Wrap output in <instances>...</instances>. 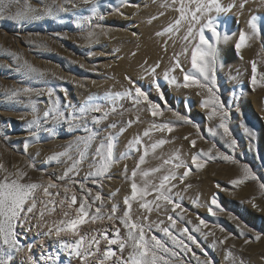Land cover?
Instances as JSON below:
<instances>
[{
  "label": "rangeland",
  "instance_id": "1",
  "mask_svg": "<svg viewBox=\"0 0 264 264\" xmlns=\"http://www.w3.org/2000/svg\"><path fill=\"white\" fill-rule=\"evenodd\" d=\"M28 2L38 10L39 19L18 23L9 19L7 14L0 15V165H3L0 169V179L6 174L5 170L13 173L20 169L28 173L26 178L28 182L45 183L52 180L58 184L64 183L59 181L58 177L63 175L66 164L50 161L48 158L54 153L63 151L68 142L82 134L80 131H68L67 125H57L51 134L41 132L36 139H31L27 121L32 119V113L27 106L26 98H21L25 101L23 103L11 102L3 96L6 89L23 86L40 89L52 86L62 104L67 102L64 100L66 93L68 100L73 105L79 106L89 95L104 96L108 91H123L129 87L124 77L130 76L150 94L151 100L161 104L163 108L164 102L159 100L152 86L153 77L145 73L146 69L159 64L156 77L166 96L167 106L173 111L189 116L198 125L199 135H203L205 139H199L197 128L182 121H175L172 112L165 111L161 119L172 120L174 132L164 137L168 142L155 153H150L142 167L147 169L159 166L162 159L177 152L183 160L190 163L191 154L195 151L189 143L192 139H196L197 149L207 150L211 142H215L222 151L233 156L235 163L219 158L207 160L205 167L200 170L193 169L184 183L175 182L177 183L175 191L181 192L183 196L181 203L186 209L181 214L184 216V221H180L179 226H186L191 230L199 223L197 219L199 216L209 226L203 231L215 232L216 238L230 235L227 243L221 246L213 245L214 237L211 235L205 237L198 232L192 233L215 264H228L224 259L226 248H231L236 264H264V194L257 181L248 180L240 185L231 184L233 179L242 175L243 164H248L258 180L264 182V87L259 84L253 86L250 83L252 61L257 62L258 72H264V0H248L245 8L241 9L237 6L230 12L221 14L218 19L220 31L227 32L231 36L229 41L219 46L216 84L221 101L230 109L229 127L238 141L235 152L225 145L220 136H212L208 131L209 127L218 124V120H209L208 110L201 106L202 100L207 97L206 89L177 87L169 84L164 78V73L168 72L182 85L184 72L195 71L191 68L190 50L180 56L184 72L179 69L169 71L173 66L174 54L183 53L186 42L183 40L185 32L183 35L155 34L176 16L171 9L161 7L165 0H96L94 11L92 7L83 4L82 0H76L77 7L68 4L66 7L69 10L55 18L44 13L45 5L51 3V0H28ZM241 2L243 0H223L225 6L231 3L239 5ZM21 6H13L12 11L15 12ZM161 11L165 12V15L150 23L151 17H159ZM253 16L257 18L259 34L252 39L253 42H249L253 48H250L251 56L248 54L250 56L248 62L249 60L251 62L241 63L237 60L238 52L246 54L247 46L237 50L234 46L235 41L240 31L249 30L248 21ZM89 21L92 25L99 24L101 27L89 29ZM89 30L95 31L94 42L91 45L84 39ZM210 35L206 32V36L210 37ZM12 54L20 57L21 61L15 60ZM248 55L242 58L246 59ZM23 60L45 73L48 84L42 81L24 80L5 67L9 64L15 66ZM78 83L84 86L80 87ZM61 88L65 91H60ZM33 99L38 101V111L42 115L48 98L33 96ZM99 102L104 103V101ZM121 103L123 107L118 108L117 113L111 114L109 120L101 126V135L105 134L103 129L108 123L117 122L126 126V122L129 119L134 120L137 115L140 116V122L133 123L118 137L117 155L126 151L127 142L133 136L142 134L153 120L146 111H135L130 102L125 100ZM105 106L111 107L110 104ZM245 128L251 129L255 138H250ZM159 138H162L161 134L154 132L151 140L144 139L146 143H152ZM137 159L138 155L134 153L131 158L114 165L110 172L111 179H105L103 187L99 189L106 200L111 193H116L107 207H110L111 202L118 203L121 214L123 197L130 193L129 183L123 175L124 165L127 164L130 174ZM29 164L33 167L29 168ZM86 172L87 165H84L80 176L82 177ZM178 172L182 174L183 169ZM185 185L191 187L185 189ZM217 185L224 190L220 191ZM89 186L93 188V192L97 190L95 186ZM213 193L224 209V211L217 210L216 216L209 215L207 207L193 204V200L199 197V205H204ZM254 203L258 207H253ZM133 213L134 217L147 214L150 215L151 221L158 222L163 219L167 223L168 213L157 211L151 214L144 213L135 203ZM230 214L236 219H231ZM105 220L108 221L106 218ZM109 222L112 226L113 222ZM237 224L243 228L244 235L240 234L241 228H238ZM117 226L120 225L117 223ZM120 227L123 234L124 229ZM221 227L224 232L220 231ZM155 234L164 238L159 232ZM255 234H260L261 239H252ZM245 239H249L250 243L245 244ZM192 247L203 259L200 250L195 245ZM113 249L119 254L116 246H113ZM128 251L125 250V256ZM79 263L76 258H72V264ZM64 264H68V258L65 259ZM192 264L196 262L193 260Z\"/></svg>",
  "mask_w": 264,
  "mask_h": 264
},
{
  "label": "snow or ice",
  "instance_id": "2",
  "mask_svg": "<svg viewBox=\"0 0 264 264\" xmlns=\"http://www.w3.org/2000/svg\"><path fill=\"white\" fill-rule=\"evenodd\" d=\"M82 3L92 7L94 11L96 0H82ZM247 3L248 0H243L239 5L231 3L225 6L223 0H165L161 7L171 9L176 16L161 31L155 33L157 36H164L184 30L183 40L186 42L184 52L174 54L173 66L169 71L179 69L184 72L180 56L187 54L189 50L191 68L195 71L184 72L182 85L168 72L164 73V78L169 84L177 87L206 89L207 97L202 100L201 106L208 110L209 120H218V124L209 127L208 131L212 136H220L232 152L236 151L238 141L229 127L230 109L221 101L216 84L219 46L229 41L231 36L227 32L220 31L218 19L221 14H226L237 6L241 9L245 8ZM68 4L72 7L78 6L76 0H51V3L45 5L44 13L55 18L69 10L66 7ZM13 6L21 7L13 12ZM5 14L18 23L40 18L38 10L28 0H0V15ZM164 15L165 12L161 11L159 17L152 16L149 22L156 21ZM256 20L255 16L251 17L248 21L249 30L240 31L234 45L237 50L247 46L259 34ZM100 27L99 24L92 25L90 21L88 22L89 29ZM206 32L211 34L210 37L206 36ZM94 37L95 31L89 30L84 39L91 45ZM12 55L15 60L21 61L20 57ZM5 67L24 80L42 81L48 84L45 73L26 60L16 63L15 66L9 64ZM157 68L159 64L146 69L145 73L153 77L152 86L159 100L164 102L163 108L161 104L151 100L150 94L130 76L124 77L129 87L123 91H108L104 96L89 95L79 106L73 105L66 93L64 100L67 102L62 104L52 86L40 89L23 86L5 90L3 96L11 102L23 103L25 101L21 98H26L27 106L32 113V119L27 121L31 139H36L41 132L51 134L57 125H67L68 131H80L82 134L68 142L63 151L54 153L48 158L50 161L66 164L63 175L58 177L59 181L64 182L62 184L52 180L46 183L28 182L26 171L17 169L13 173H8L5 170L6 174L0 179V264H17L16 258L21 254H23L21 264H64L63 257L68 258V264H72V258H76L80 264H89V261H92V264H192L193 260L196 264H215L192 233L198 232L205 237L211 235L214 237L213 245L221 246L227 243L230 235L216 238L215 232L203 231L209 226L199 216L197 217L199 223L191 230L186 226L180 227L179 222L184 221V216L181 214L186 209L181 203L183 199L181 192L175 191L177 188L175 182L184 183L190 172L193 169H203L207 160L219 158L233 163L236 161L233 156L222 151L215 142H211L210 147L203 150L197 149V141L192 139L189 143L195 151L191 154L190 163L183 160L177 152L162 159L159 166L147 169L142 167L150 153H155L168 142L164 137L174 132V122L161 119L165 111H171L175 121H182L197 128L198 135L200 132L198 125L189 116L173 111L167 106L166 96L157 82ZM232 78L236 79V77ZM250 83L253 86L259 84L264 87V72H258L256 61L251 62ZM78 86L84 85L78 83ZM60 91L65 90L61 88ZM33 96L48 98L42 115L38 111V101L33 99ZM125 100L130 102L135 111H146L153 120L142 134L133 136L127 142L126 151L117 155L118 137L133 123L140 122V116L137 115L134 120L129 119L126 126L117 122L108 123L103 129L105 132L103 136L101 126L109 120L111 114L117 113L118 108L123 107L121 102ZM106 104H110L111 107L106 108ZM244 130L250 138H255L251 129ZM154 132L160 133L162 138L146 143L144 138L151 140ZM199 139L205 137L199 135ZM134 153L138 155V159L130 174L127 164L123 169L130 193L123 197L121 214L118 203L111 202L110 207H107L116 193H111L106 200L99 189L103 187L105 179H111L110 172L113 166L131 158ZM84 165H87V172L81 177L80 172ZM28 167L31 168L33 165L29 164ZM2 168L3 165H0V169ZM241 168L242 175L233 179L231 184L240 185L248 180L257 181L264 194V182L258 180L251 167L243 164ZM180 169H183L182 174L178 172ZM89 185L95 186L97 190L93 192V188ZM189 187L191 185H185V189ZM217 188L220 191L224 190L220 185H217ZM53 189L56 191H52ZM134 203L138 204V209L144 213L151 214L153 211L168 213L167 223L163 219L158 222L151 221L150 215L147 214L134 217ZM193 204L207 207L211 216H216L217 210L224 211L215 193L204 205H199V197L193 200ZM253 207L258 205L254 203ZM57 209L60 210L61 216L59 219H52ZM105 218L113 222L111 234L107 229L82 231V226L89 223L96 224L97 221L103 222ZM230 218L236 219L231 214ZM117 223L124 229L123 234ZM237 227L241 228L240 234L244 235L241 225L237 224ZM34 230L36 236L52 241L51 248H46L41 241L44 250L39 259L32 255V244L25 242L27 235ZM220 231L225 230L221 227ZM156 232L161 233L164 238L157 236ZM252 239L260 240L261 235L255 234ZM244 243L248 244L250 240L245 239ZM192 245L200 250L203 259L194 251ZM113 246L119 249V254ZM126 249L129 250L127 256L124 255ZM224 259L228 264H236L231 248L225 249Z\"/></svg>",
  "mask_w": 264,
  "mask_h": 264
},
{
  "label": "bare ground",
  "instance_id": "3",
  "mask_svg": "<svg viewBox=\"0 0 264 264\" xmlns=\"http://www.w3.org/2000/svg\"><path fill=\"white\" fill-rule=\"evenodd\" d=\"M175 13V12H174ZM170 18H172V17H170ZM173 20V19H172ZM171 20V21H172ZM161 23V22H160ZM242 26V25H241ZM243 28V27H242ZM184 34V31L183 30H181L179 33H176V34H173V35H183ZM176 37V36H175ZM174 38V37H173ZM252 41V40H251ZM253 42V41H252ZM254 42H255V40H254ZM177 45V44H176ZM251 45V44H250ZM249 45V43L247 44V47H246V54H242V53H240V51L237 53L238 54V58H237V60H239V62H248V59L250 58V56H251V54H252V50H250V48L251 49H253L252 48V45L250 46ZM251 51V52H250ZM245 52V51H244ZM250 56H249V55ZM247 55H248V58H246V59H244L245 57H247ZM245 56V57H244ZM242 57H244V58H242ZM250 62H251V60H249ZM239 62H237V63H239ZM250 62H248V64L250 63ZM240 63V64H241ZM244 64H247V63H244ZM243 64V65H244ZM47 182V181H46ZM45 182V183H46ZM52 191H56L55 189H53ZM60 216H61V213H60V210L59 209H57V211L55 212V213H53V216H52V219H59L60 218ZM94 229H99V230H105V229H107L108 231H109V233L111 234V232H112V230H113V228H112V226H111V224H110V222L109 221H106V220H104L103 222H101V221H97V223L96 224H91V223H89V224H86V225H84V226H82V231H84V232H90V231H92V230H94ZM93 234H95L94 232H93ZM41 241H43V244H44V246L46 247V248H51L52 247V241L51 240H48V239H46V238H42V237H38V236H36V234H35V230L32 232V233H29L28 235H27V239H26V243H30V244H32V255L35 257V258H37V259H39V257L41 256V254H42V252H43V250L44 249H42V247H41ZM67 257H63V260L65 261V259H66ZM16 260H17V264H21V261L23 260V254H21L20 256H18L17 258H16ZM80 264V263H79ZM89 264H92V261H89Z\"/></svg>",
  "mask_w": 264,
  "mask_h": 264
}]
</instances>
